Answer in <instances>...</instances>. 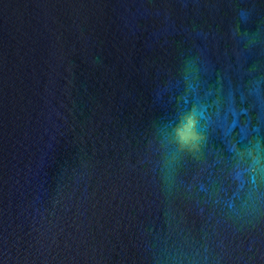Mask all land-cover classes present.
<instances>
[{
	"label": "water",
	"instance_id": "1",
	"mask_svg": "<svg viewBox=\"0 0 264 264\" xmlns=\"http://www.w3.org/2000/svg\"><path fill=\"white\" fill-rule=\"evenodd\" d=\"M0 264H264V0H0Z\"/></svg>",
	"mask_w": 264,
	"mask_h": 264
},
{
	"label": "clouds",
	"instance_id": "2",
	"mask_svg": "<svg viewBox=\"0 0 264 264\" xmlns=\"http://www.w3.org/2000/svg\"><path fill=\"white\" fill-rule=\"evenodd\" d=\"M178 136L184 143H193L198 139L196 120L193 114L184 117L182 124L177 129Z\"/></svg>",
	"mask_w": 264,
	"mask_h": 264
}]
</instances>
